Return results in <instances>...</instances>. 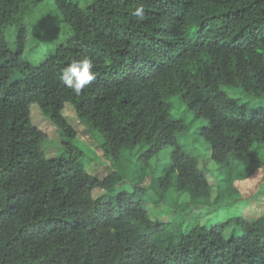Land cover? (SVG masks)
Wrapping results in <instances>:
<instances>
[{"label":"trees","instance_id":"trees-1","mask_svg":"<svg viewBox=\"0 0 264 264\" xmlns=\"http://www.w3.org/2000/svg\"><path fill=\"white\" fill-rule=\"evenodd\" d=\"M42 3L58 18L47 39L26 19ZM85 55L96 76L76 95L61 70ZM222 86L264 95V0H0V264H264V214L182 231L150 218L139 186L92 196L123 182V153L142 173L173 148L150 188L208 201V177L177 142L188 127L169 115L174 97L206 121L197 134L227 193L264 169V107L246 115ZM65 104L102 138L111 174L84 169ZM33 106L64 139L60 155L46 157Z\"/></svg>","mask_w":264,"mask_h":264},{"label":"rangeland","instance_id":"rangeland-1","mask_svg":"<svg viewBox=\"0 0 264 264\" xmlns=\"http://www.w3.org/2000/svg\"><path fill=\"white\" fill-rule=\"evenodd\" d=\"M55 14L52 4H36L31 6L26 19L47 39L53 35L54 26L58 23ZM221 90L229 98L235 100L238 106L244 107L246 115H249L250 110L254 108L264 107V95L247 96L241 89L228 86H222ZM169 104L170 117L174 120L182 119L188 127L183 133L177 134L180 149L198 159L199 168L206 174L212 185L208 201L199 202L203 205L187 207L189 200L186 195L169 191L160 200L156 192L150 188L152 178H157L160 175L161 168L168 163L173 148H167L155 156L147 171L142 173L136 167L137 154L135 152L123 153L120 156L124 172L123 182L109 190H94L93 198L103 194L113 196L122 190L129 189L132 185L139 186L150 218L157 222H169L173 228L178 230L180 228L182 231L186 230L188 224H219L232 222L236 217H242L245 221L252 222L262 216L264 214V169L256 170L247 179H237L227 193L224 177L219 173L218 166L210 157L209 143L197 134L198 129L206 125V121L202 118H195L194 113L186 110L177 97L172 98ZM231 114L237 115V113ZM61 115L76 132L73 146L79 152L77 156L82 160L87 173L94 178H102L111 174L116 166L105 156L102 138L91 133L79 122L72 106L65 104ZM30 120L34 127L40 129L47 136L43 147L46 157L52 158L60 155L63 151L64 139L57 128L40 113L36 106L30 110ZM231 230L233 227L227 228L224 235L227 237Z\"/></svg>","mask_w":264,"mask_h":264},{"label":"clouds","instance_id":"clouds-1","mask_svg":"<svg viewBox=\"0 0 264 264\" xmlns=\"http://www.w3.org/2000/svg\"><path fill=\"white\" fill-rule=\"evenodd\" d=\"M143 8H136L134 15L143 16ZM94 64L89 56H83L79 59H73L71 62L61 70L60 79L64 85L72 90L76 95H80L82 90L91 84L95 79V72L93 71Z\"/></svg>","mask_w":264,"mask_h":264}]
</instances>
